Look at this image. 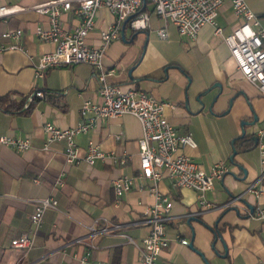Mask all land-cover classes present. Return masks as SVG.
I'll use <instances>...</instances> for the list:
<instances>
[{"label": "crops", "instance_id": "crops-1", "mask_svg": "<svg viewBox=\"0 0 264 264\" xmlns=\"http://www.w3.org/2000/svg\"><path fill=\"white\" fill-rule=\"evenodd\" d=\"M46 1L0 0L14 9L0 16V31L20 28L24 48L0 52V96L8 94V99L17 100L34 88L59 95L55 103L45 98L34 101L29 112L24 106L0 108V136L31 140L30 149L24 151L0 144V264H77L82 256L107 264H140L138 249L129 238L140 244L148 232L144 212L154 200L150 191L154 182L139 176L137 140L142 129L137 117L123 113L100 118L75 136L81 155L90 139L111 155L97 158L93 165L85 161L68 164L64 140L42 147L47 137L42 129L44 122L60 128L76 125L82 120L81 104L100 100V83L94 67L86 62L49 67L40 77L34 76L39 53L53 47L36 33L38 27L48 25L49 14L37 12L34 6ZM246 3L264 28V0ZM60 13L64 25H78L79 17L74 12L60 9ZM113 18L105 7L98 9L96 26L87 37L90 44L99 42V30ZM216 19L223 34L237 23L228 1ZM151 21L155 28L150 34ZM149 22L150 26L141 30L126 23L122 35L121 27L118 37L110 41L103 57V64L113 69L107 80L135 86L169 101L173 106H165L164 113L173 128L180 134H190L195 142L182 152L203 170L208 171L218 160L228 168L223 178L205 191L213 204L210 208L198 204L193 189L175 187L166 175L157 180L159 192L172 201L165 220L172 240L161 250L157 264H264V219L247 213L249 205L255 208L257 202L264 204V192L257 198L247 190L249 184H260L264 190L260 152L253 138L258 128H264V96L237 71L222 35L214 33L209 24L203 25L190 42L172 23L167 24L168 38H160L156 30L163 20L151 14ZM138 31L145 34H136ZM173 62L176 64L165 66ZM214 82L221 84L220 93L218 86L210 88ZM208 88L200 96L202 104L195 98ZM254 116L253 125H241L242 120L252 121ZM243 127L252 145L235 148L231 159L234 139L240 137ZM124 175L133 177L135 183L117 196L111 179ZM58 177L62 185L56 183ZM46 196L54 197L57 203L43 212V221L33 234V246L26 251L13 248L12 238L31 233L30 213L36 199ZM211 227L220 232L215 239ZM180 236L192 240V247L179 243Z\"/></svg>", "mask_w": 264, "mask_h": 264}, {"label": "built area", "instance_id": "built-area-1", "mask_svg": "<svg viewBox=\"0 0 264 264\" xmlns=\"http://www.w3.org/2000/svg\"><path fill=\"white\" fill-rule=\"evenodd\" d=\"M225 1L230 3L237 23L228 33L223 34L216 16ZM104 7L114 18L105 28L99 30V42L90 44L87 37L96 26L98 9ZM34 8L37 12L49 14L48 25L38 27L36 33L38 38L53 45L51 50L39 53L34 76L40 77L49 67L86 62L94 67V76L100 83V100H85L81 104L82 120L79 123L68 128H60L48 121L43 123L42 129L47 137L42 147L48 148L49 143L64 140V159L68 164L85 161L88 165H93L97 158H109L111 155L104 153L100 145L92 139L88 140L81 155L75 136L86 132L100 118L120 116L123 113L137 117L142 129V134L137 140L139 176L154 182L150 187L154 200L144 212L145 221L149 223L148 232L141 238L140 244L131 238L129 240L138 249L140 264H157L156 259L161 250L172 240L167 234L165 221L172 201L159 192L157 180L166 175L175 187L193 189L198 204L203 208H210L213 204L207 200L205 191L211 189L216 180L222 179L228 168L222 160H218L208 171L203 170L191 156L182 152L185 146H195V142L190 134H180L173 128L164 113L165 106H173L169 101L159 100L150 92L132 85H116L109 82L106 76L113 69L103 64L106 48L111 40L118 37L126 18L125 23L130 27L141 30L150 26V15L154 14L164 22L156 30V35L163 39L168 38L167 24L172 23L177 33L190 42L197 38L203 25L209 24L214 33L222 35V41L228 46L237 71L264 96V28L260 26L259 18L247 5L246 0H49L37 3ZM60 9L74 12L79 17L78 25H64L60 18ZM13 10L12 7L0 3V16L10 14ZM21 38L20 28L0 31V52L23 51ZM45 95L42 89L35 88L29 92L23 106L26 108L34 97L41 99L45 98ZM255 137L260 152L261 177L264 175V128H258ZM0 144L24 151L30 149L31 140L29 137L3 134L0 136ZM56 183L63 184L59 177ZM111 183L119 196L129 190L135 182L133 177L124 175L112 178ZM247 190L257 198L264 192L260 184H249ZM56 203L57 200L52 196L36 199L30 213L33 229L31 233L23 232L12 238L13 248L26 251L33 246V234L43 221V212L47 207H55ZM230 204L231 202L225 205ZM247 213L264 219V204L257 202L255 208L247 209ZM90 229L95 230L93 226H90ZM102 229L105 230L106 227ZM178 241L188 243L183 236L178 237ZM77 264L107 263L82 256Z\"/></svg>", "mask_w": 264, "mask_h": 264}, {"label": "trees", "instance_id": "trees-1", "mask_svg": "<svg viewBox=\"0 0 264 264\" xmlns=\"http://www.w3.org/2000/svg\"><path fill=\"white\" fill-rule=\"evenodd\" d=\"M173 64H176V62L167 64L165 66H169V65H173ZM44 93H46L45 99L48 100L49 102L55 103V100L56 99L58 100V96H59L58 94L53 95V94H50L46 91H44ZM28 95H29V93L27 95H21L20 98L17 100L16 99H8L9 98L8 94L1 95L0 96V108L1 109L3 108L5 110L21 108L25 104V102L27 101ZM39 99L40 98L34 97V99L32 101L28 102V105L25 108V110L27 112H29L33 108L32 106L34 104V101H37ZM249 140L250 139L247 136H245L244 134L241 137H236L234 139V148L237 149V148H242L243 145L245 147L252 145V143ZM211 230H212V232H214V239L220 235V232L216 227H211Z\"/></svg>", "mask_w": 264, "mask_h": 264}, {"label": "water", "instance_id": "water-1", "mask_svg": "<svg viewBox=\"0 0 264 264\" xmlns=\"http://www.w3.org/2000/svg\"><path fill=\"white\" fill-rule=\"evenodd\" d=\"M126 20H127V18L125 19V20H123V26H122V28H121V35H122V33H123V29H124V26H125V22H126ZM130 70L128 71V75L130 76ZM131 77V76H130ZM214 86H218L219 87V89H218V93H220L221 91H222V86H221V84L219 83V82H214V84H212L211 85V87L210 88H213ZM210 88H208V89H206L205 91H201V94H199V95H197L196 96V100H198L200 103H202L203 104V101L200 99V96L202 95V94H204L205 92H207L208 90H210ZM218 93H216V94H214V97L212 98L213 99V101L215 100L214 98H216L217 97V95H218ZM232 101V98L230 99V101H229V103ZM211 107V105H209V108ZM255 120H256V116H254V119L252 120V121H247V120H242L241 121V125L243 126V125H245V124H254V122H255ZM244 134V127L242 128V131H241V134H240V137L242 136ZM255 140H256V138L255 137H253ZM236 153V150H235V148L232 150V153L230 154V158L232 159L233 158V155ZM243 171H245V168L243 169ZM249 207H250V210H252L253 209V207L251 206V205H249ZM193 235H194V233H192V238H193ZM188 245L190 246V247H192V240L191 241H189L188 242ZM227 251V247L225 246V252Z\"/></svg>", "mask_w": 264, "mask_h": 264}, {"label": "rangeland", "instance_id": "rangeland-1", "mask_svg": "<svg viewBox=\"0 0 264 264\" xmlns=\"http://www.w3.org/2000/svg\"><path fill=\"white\" fill-rule=\"evenodd\" d=\"M151 22H152L153 28L149 30L150 34L153 33V29L155 28V23L153 21H151ZM125 32H126V34L129 33L128 25H127V27L125 29ZM136 34H143L144 35L145 32L144 31H138Z\"/></svg>", "mask_w": 264, "mask_h": 264}]
</instances>
